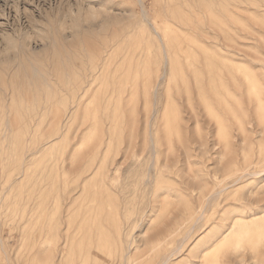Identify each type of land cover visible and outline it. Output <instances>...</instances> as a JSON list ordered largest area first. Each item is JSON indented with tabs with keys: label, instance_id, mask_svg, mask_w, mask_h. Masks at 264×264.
<instances>
[{
	"label": "rangeland",
	"instance_id": "obj_1",
	"mask_svg": "<svg viewBox=\"0 0 264 264\" xmlns=\"http://www.w3.org/2000/svg\"><path fill=\"white\" fill-rule=\"evenodd\" d=\"M184 1L0 0V264H264V0Z\"/></svg>",
	"mask_w": 264,
	"mask_h": 264
},
{
	"label": "bare ground",
	"instance_id": "obj_2",
	"mask_svg": "<svg viewBox=\"0 0 264 264\" xmlns=\"http://www.w3.org/2000/svg\"><path fill=\"white\" fill-rule=\"evenodd\" d=\"M142 1H143V0H139V3H142ZM183 1H184V0H183ZM183 1L181 0V2H183ZM184 2H185V1H184ZM188 2H189V1H188ZM205 2H206V1H205ZM174 3H175V2H174ZM190 3H191V2H190ZM209 3H210V2H209ZM191 5H193V4H191ZM187 6H188V4H187ZM212 7H213V6H212ZM195 8H196V7H195ZM182 9H183V7H182ZM197 9H198V8H197ZM213 9H214V8H213ZM177 12H178V11H177ZM145 13H146V12H145ZM211 14H212V13H211ZM178 15H179V14H178ZM213 15H214V14H213ZM213 15H212V16H213ZM143 16H145V15L143 14ZM170 17H171V16H170ZM175 17H176V16H175ZM171 18H172V17H171ZM182 18H183V17H182ZM174 19H175V18H174ZM184 19H185V18H184ZM184 19H183V20H184ZM173 21H174V20H173ZM177 22H178V20H177ZM216 23H217V22H216ZM181 24H182V23H181ZM217 24H219V23H217ZM219 25H220V24H219ZM219 25H218V26H219ZM152 27L154 28L155 31H157V28H156L155 25H152ZM219 28H220V27H219ZM156 33H157V32H156ZM174 34H175V33H174ZM213 35H214V34H213ZM215 35H216V33H215ZM167 36H168V34H167ZM170 36H171V35H170ZM179 36H180V35H179ZM215 37H216V36H215ZM167 38H168V37H167ZM169 38L171 39V37H169ZM176 38H177V36H176ZM217 38H218V37H217ZM215 39H216V38H215ZM166 40H167V39H166ZM194 41H195V40H194ZM216 42H217V41H216ZM116 43H117V42H116ZM165 43H166V42H165ZM180 43H181V42H180ZM193 43H194V42H193ZM200 43H201V42H200ZM218 43H219V42H218ZM109 44H110V43H109ZM117 44H118V43H117ZM184 44H185V43H184ZM212 44H214V43H212ZM212 44H211V45H212ZM215 46H217V45L214 44V47H215ZM161 47H162V46H161ZM108 48H109V47H107V50H108ZM215 48L217 49V47H215ZM109 50H110V49H109ZM182 50H183V49H182ZM213 50H214V49H213ZM103 51H104V50H103ZM105 51H106V50H105ZM206 51H208V50H206ZM217 51H218V50H217ZM217 51H216V52H217ZM98 52H99V51H98ZM163 52H165L166 61H167L168 59H170V57H171V53H170V55H168V57H167V52H166L165 49L163 50ZM170 52H171V51H170ZM219 52H220V51H219ZM106 53H107V52H106ZM117 53H118V52H117ZM208 53H209V52H208ZM112 54H113V53H112ZM176 54H177V53H176ZM130 55H131V54H130ZM180 55H181V54H180ZM108 56L111 57V54L108 55ZM114 56H115V55H114ZM169 56H170V57H169ZM172 56H173V55H172ZM193 56H194V55H193ZM195 56H196V55H195ZM106 57H107V56H106ZM110 57H109V59H110ZM128 57H129V55H128ZM135 57H136V56H135ZM135 57H134V58H135ZM160 57H161V56H160ZM162 57H163V56H162ZM188 57H189V56H188ZM214 57H215V56H214ZM111 58H112V57H111ZM132 58H133V57H132ZM197 58H199V57H197ZM215 58H216V57H215ZM107 59H108V58H107ZM135 59H137V58H135ZM164 59H165V58H164ZM164 59L162 58L161 60H164ZM180 59H181V58H180ZM192 59H193V58H192ZM105 60H106V59H105ZM112 60H113V59H112ZM171 60H172V58H171ZM171 60H170V61H171ZM186 60H187V59H186ZM193 60H194V59H193ZM197 60H198V59H197ZM197 60H196V61H197ZM107 61H108V60H107ZM166 61H165V62H166ZM160 62H161V61H160ZM180 62H181V61H180ZM190 62H191V61H190ZM214 62H215V61H214ZM216 62H218V61H216ZM99 63H100V62H99ZM184 63H185V62H184ZM207 63H208V62H207ZM94 64H96V63H94ZM209 64H210V63H209ZM213 64H214V63H213ZM103 65H104V64H103ZM143 65H144V64H143ZM178 65H179V64H178ZM201 65H202V64H201ZM206 65H207V64H206ZM105 66H106V65H105ZM203 66H204V67H207V66H205V63H204ZM218 66H219V65H218ZM103 67H104V66H103ZM103 67H101V68L103 69ZM188 67H189V65H188ZM191 67H192V66H191ZM191 67H190V68H191ZM201 67H202V66H200L199 68H201ZM212 67H213V66H212ZM212 67H211V68H212ZM215 67H216V65H215ZM144 68H145V65H144ZM144 68H143V70H144ZM178 68H179V67H178ZM97 69H98V68H97ZM105 69H106V68H105ZM222 69H223V68H222ZM222 69H221L220 67L217 68V74H219L218 78H219V80H220V81H219L220 84H222V77H223V74H221V70H222ZM39 70H40V69H39ZM100 70H101V69H100ZM116 70H117V69H116ZM143 70H142V71H143ZM190 70H191V69H190ZM205 70H206V68H205ZM83 71H84V70H83ZM93 71H94V70H93ZM98 71H99V70H98ZM112 71H113V70H112ZM163 71H164V69H163ZM171 71H172V70H171ZM95 72H96V71H95ZM99 72H100V71H99ZM116 72H118V71H116ZM172 72H173V71H172ZM183 72H184V71H183ZM201 72H202V71H201ZM201 72H200V73H201ZM205 72H206V71H204V73H205ZM208 72H209V71H207V73H208ZM213 72H214V71H213ZM38 73H39V72H38L37 70L34 71V76H36ZM84 73H85V72H84ZM147 73H148V72H147ZM186 73H187V72H186ZM196 73H197V72H196ZM200 73H199V74H200ZM211 73H212V72H211ZM211 73H209V74H211ZM96 74H98V72H97ZM187 74H188V73H187ZM209 74H208L207 76H206V75L204 76L205 80H206V77L208 78ZM90 75H91V74H90ZM90 75H89V77H90ZM94 76H95V75H94ZM162 76H163V75H162ZM159 77H160V76H159ZM164 77H165V76H164ZM164 77H163V78H164ZM188 77H189V76L187 75V78H188ZM90 78H91V77H90ZM90 78H89V79H90ZM97 78H98V77H97ZM151 78H152V77H151ZM181 78H182V77H181ZM199 78H200V77H199ZM199 78H198V79H199ZM204 78H203V80H204ZM218 78H217V79H218ZM25 79H26V78H25ZM91 79H92V78H91ZM91 79H90V81H91ZM160 79H161V77H160ZM194 79H195V78H194ZM186 80H187V79H186ZM196 80H197V79H196ZM205 80H204V82H205ZM212 80H213V79H212ZM87 81H88V80H87ZM90 81H88V82H90ZM147 81H148V80H147ZM207 81H208V80H207ZM207 81H206V82H207ZM150 82H152V80H150ZM150 82H149V83H150ZM199 82H200V80H199ZM206 82H205V83H206ZM208 82H209V81H208ZM212 82H213V81H212ZM223 82H224V81H223ZM146 83H148V82H146ZM149 83H148V84H149ZM151 84H152V83H151ZM151 84H149V86H150ZM201 84H202V82L200 83V86H201ZM213 84H214V83H213ZM218 84H219V83H218ZM83 85H84V84H83ZM202 85H203V84H202ZM204 85H205V84H204ZM206 86H207V85H206ZM212 86H213V85H212ZM214 86H215V85H214ZM48 87H49V86H48ZM197 87H198V86H197ZM201 87H202V89H203V86H201ZM201 87H200V90H202ZM208 87H209V86H207V88H208ZM147 88H148V86H147ZM154 88H155V87H154ZM225 88H226V87H225ZM80 89H81V88H80ZM145 89H146V88H145ZM215 89H217V88H215ZM221 89H223V88H222V85H220V89H219V90L221 91ZM146 90H147V89H146ZM156 90H157V89H156ZM198 90H199V89H198ZM204 90H205V89H204ZM204 90H203V91H204ZM219 90H218V91H219ZM218 91H217V92H218ZM199 92H201V91H199ZM155 93H157V92L155 91ZM201 93H203V92H201ZM214 93H215V92H214ZM215 94H216V93H215ZM218 94H219V92H218ZM218 94H217V95H218ZM220 94H221V96H222V95H223V91H221ZM81 95H82V93H81ZM201 95H202V99H203V94H201ZM224 97H225V95H224ZM206 98H207V96H206ZM208 98H209V97H208ZM208 98H207V99H208ZM3 99H4V98H3ZM203 101H205V99H203ZM210 101H212V99H211ZM77 103H78V102H77ZM204 103H205V102H204ZM223 104H224V103H223ZM71 105H72V104H71ZM78 105H79V104H78ZM75 107H76V106H75ZM156 112H157V111H156ZM217 113H218V112H217ZM154 115H155V114H154ZM218 115H219V114H218ZM70 117H71V116H70ZM59 127H60V126H59ZM58 132H59V131H58ZM56 133H57V132H56ZM59 135H60V134H59ZM57 137H58V136H57ZM50 143H51V142H50ZM45 147H46V145H45ZM251 175H252V174H251ZM219 195H220V191H217L215 194L210 195L209 198H207V199L203 202L202 207H204V208L206 209V207L210 206L211 204L214 205V203H215V202L217 201V199L219 198ZM202 212H203V211H202ZM202 212H201V213H202ZM204 212H205V210H204ZM196 214H197V213H196ZM194 215H195V214H194ZM195 216H196V215H195ZM203 216H204V215H200V216L196 219L195 225L192 226V228H191L192 231L194 230L193 228H195V227L197 228V226L203 221ZM196 217H197V216H196ZM245 218H246V217H245ZM249 219H250V218H249ZM241 222H242V221H241ZM243 222H244V221H243ZM243 225H244V224H243ZM244 226H247V225H244ZM248 226H249V223H248ZM196 230H197V229H196ZM189 231H190V230H189ZM189 231L187 232L186 235H184L182 238H180L178 242L176 241L178 247H177L176 249H174L175 252L172 253V251H171L172 254H175L176 256L181 254V252H182V251H181V247L183 246V243H185V242L188 240V238L191 236V235H190L191 231H190V232H189ZM172 256H174V255H172ZM170 259H171V256L166 254V256L162 259V264H167L169 261H171ZM159 263H160V262H159Z\"/></svg>",
	"mask_w": 264,
	"mask_h": 264
}]
</instances>
